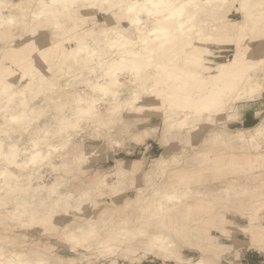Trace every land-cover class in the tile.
<instances>
[{"label":"rangeland","instance_id":"obj_1","mask_svg":"<svg viewBox=\"0 0 264 264\" xmlns=\"http://www.w3.org/2000/svg\"><path fill=\"white\" fill-rule=\"evenodd\" d=\"M38 1L1 0L0 16L28 15L37 10ZM261 2L255 21L239 5L229 14L233 28L239 24L257 47L264 43V0ZM74 9L73 17H65L59 25L30 20L28 30L24 23L0 35V66L8 68L0 74V102L17 92L0 108L1 144L5 150L17 145L19 162L25 161L24 152L31 149L32 140L40 141L44 152L45 144L63 146L48 160L25 168L9 167L0 159V172L5 168L13 172L7 179L12 189L0 194L1 263L16 253L30 264H56L58 260L88 264L89 258L95 264H175L177 256L186 264L201 259L208 264L221 259L264 264V212L255 216L249 210L253 201L264 198V167H219L234 154H264V129L258 114L264 95V66L249 69L245 82L238 86L239 93L255 82L263 88L221 110L175 107L174 100L159 97L161 77H156L152 67L147 68L146 78L121 73L119 85L112 88L118 93L116 101L112 94L104 95L93 86H109L107 67L121 54L109 46V40L115 38L113 30L129 31L130 23L119 17L109 20L106 6L97 11L79 3ZM78 18L79 27L61 39L59 30ZM206 19L210 21L206 15L200 16L202 22ZM33 24L35 38L29 32ZM236 33L230 32L229 39L214 36L213 41H202L203 55L214 64L232 60L237 50L232 34L240 38ZM75 36L83 37L81 44L94 49L95 57L69 53V48L79 45ZM31 40L36 51L18 54L30 72L22 78L21 62L11 64L2 56L12 52L14 44ZM136 45L130 48L141 51L140 43ZM44 48L50 49L44 55L49 61L42 63L39 56ZM172 48L178 50L176 55L172 53L180 62L177 64L188 67L181 49ZM166 49L164 53L172 55L171 48ZM255 50L247 43L242 61L260 58ZM152 88L154 96L149 92ZM92 100L96 109L74 125L76 113L86 108L83 102ZM244 113L246 117L232 123ZM11 115H22L23 121L11 123L7 120ZM191 172L194 175L188 185L177 184ZM172 185L179 192L188 188L190 202L160 217L157 204L165 192L173 191ZM168 225L172 232L167 231ZM157 235L173 243L169 253L154 249Z\"/></svg>","mask_w":264,"mask_h":264},{"label":"bare ground","instance_id":"obj_2","mask_svg":"<svg viewBox=\"0 0 264 264\" xmlns=\"http://www.w3.org/2000/svg\"><path fill=\"white\" fill-rule=\"evenodd\" d=\"M38 2H39V6L37 7V10L31 12L28 15H24L25 14L24 13L21 14L20 16L13 15L12 17L9 18H3V16H0V35H3L5 32H8L12 26L16 27L17 25L19 26L25 23L23 27L26 28V26L29 25L28 22L30 20L44 21L46 24L52 23L55 25H59V23L64 21L63 19L65 17H70V18L73 17V14L75 13V9H74L75 5L79 3H82V5L89 10L103 9V7L106 6L108 8L106 13L109 16V20L112 21L115 17H120L122 15L127 14L126 10L122 11L121 8L116 7V5L136 2V0H39ZM177 2L179 4L187 5L188 7L185 9L184 15L182 17L177 18L174 25L172 26L171 31L162 39L158 38L155 35H148L147 33H145L143 36L137 34L136 35L137 37H135V39L133 40L131 38L132 33L130 32V34H128L129 31L127 29L125 30L122 29V31L113 30L115 34V38L109 40V46L111 48L119 50V52L121 53L120 59L115 60L107 67L106 76L109 79L108 82L109 86L107 87L101 84H96L93 86L95 91L101 92L104 95L112 94L116 98V101H118V93L116 91H113L112 88L117 87V85H119L120 82L119 81L114 82L115 74H109V69L113 68L114 66L120 67L122 69H125L126 72L129 74V76L138 79V78H146L147 68L152 67L157 72V75L155 74L156 77L157 76L161 77L160 82L163 88L158 90L159 97H162L164 95L167 98V100L168 99L174 100L175 107L185 106L183 108H192L193 111H200L202 109L203 110L208 109L214 111V110L224 109L227 103H232L238 98L241 99L243 97H247V98L253 97L256 94V90L263 88L261 84H256L255 82L252 86H248L244 90V93H239L238 86H242L243 83L245 82L244 74L245 73L247 74V71L249 69H253L259 65L261 66L260 63L261 57L258 58L257 60H252L250 62H243L241 55L245 45L249 42H251V45H254L256 47L255 52L260 54L261 51L264 50V43L262 44L261 47L260 46L257 47L251 40H249V37L243 33L242 27H240L239 24L237 25L236 28H233L235 25L233 24L234 22L231 23L232 21L229 18V14L231 13V9L233 7L237 8V6L239 5L240 10H243L247 16L251 17L252 20L255 21V19L257 20V18H255V12L260 11L261 4L259 3H262L261 0H177ZM1 3L2 2L0 0V5ZM202 15H206L208 18H210L209 19L210 21L206 19L205 22L204 21L202 22L200 20V16ZM126 20L127 19H125V21ZM80 21L81 20L78 18V20L76 19L74 21L73 25L69 27L61 28V30H59L58 32L60 38L63 40L66 39L67 38L66 34L72 33V31L76 30L79 27L78 24ZM218 21L221 25L217 26ZM206 26L209 27L211 31H209L206 28ZM3 27H5V30H3ZM132 27L133 26L130 25L129 28ZM26 29L28 30V28ZM36 31L37 28L34 24L29 27V32H31L30 34L32 38L36 37ZM232 31H236L237 32L236 34H239L240 37V38H236L237 35L235 36L234 34H232V37L234 38V42H236L235 44L237 45V50L232 60L214 64V62L211 59H208L203 55L205 54V52H204V47L202 48V41L209 39L213 41L214 36H217V38L218 36H220L219 39H221L222 37L224 39H227L230 36L229 33ZM6 35L9 34L7 33ZM87 35L88 33L85 34V37ZM82 38L83 37H79V36H75L73 38V40L77 41L79 45L75 48L73 47L69 48V50H71V52L69 53L80 54L84 52L85 54H87L89 57L92 58L94 56L93 53H95L96 51L90 48L89 50L86 45L81 44ZM68 39L70 41L72 40L71 38ZM254 42L256 43L260 41L256 40ZM137 43L138 44L140 43L142 47L141 51H133L130 48L135 46ZM174 46H177L179 50L181 49V52L184 53L185 64L188 67L179 66L177 64L180 62H178L176 58H174L173 56V54L176 55L178 52L177 49L172 48ZM81 48L83 50H80ZM166 48L168 49L171 48L172 51L168 50V53L170 51L171 53L169 54L172 53L173 54L172 55H168L167 53L165 54L164 51ZM27 49H32V50L37 49L36 44L33 43V40H31L30 43L28 44H23V43L14 44L13 51L12 52L7 51L5 54H3L2 59L5 61L7 60L11 61V64L19 63L21 62V59L18 58V54L25 53ZM178 56L181 57L180 55ZM39 57L42 63L49 61V58H46L41 55ZM158 57L161 58L157 59ZM19 65H20L19 68L22 71H24L22 74V78H25L27 75L30 74V72H27L26 64H24V62H21V64L19 63ZM6 69H8L6 66H0L1 76L6 73ZM44 76H42L44 82L47 83L48 78ZM27 83L29 84V82ZM8 85L10 84H7V87ZM148 88L149 87H147V89ZM155 88H152V90L149 91L152 94L151 96H154L153 91ZM79 94L80 93H78V95ZM16 95H17L16 91L8 94L7 99H5L3 102H0V108L6 107L7 104ZM83 103H86V108H81L76 113L75 115L76 123L74 125L80 122L81 119L87 118L89 115H91L93 110L96 109L95 100H92L90 102L85 101ZM116 108L118 107L116 106L114 111L117 110ZM23 110H24V106H23ZM23 118L24 116L22 115H11L7 120H9L11 123H16V122L18 123L21 122V120L23 121ZM1 143L2 141L0 142V159L1 158L4 159V162L9 167L20 168L18 165H23L25 161L23 162L18 161L20 154V151L18 150L19 149L18 146L12 144L9 146L8 150H5L3 144ZM45 145H46L45 147L46 152H44L39 145L37 146L32 144L31 149L33 147H37L38 151L42 152L44 156H48L49 153H51L52 155L53 153L63 149V146L60 147L58 144L56 145L45 144ZM24 154H26V150ZM243 166H247L251 170H261L264 167V154L259 152L254 154H246V153L234 154L229 161L219 164V167L222 168L232 167L235 169H239L242 168ZM9 174L11 175L13 174V172L9 171L8 168H5L0 172V179H3L2 182H0V184L2 187H4L0 189V194L9 189H12V187H10L7 182V179L9 178ZM193 175L194 173L192 172L185 173L180 178L179 182H177V184L188 185V183L192 181ZM172 189H173L172 192H165L163 197L160 199L159 204H157L158 205L157 211L160 217L169 216V214L172 213L173 209L177 208V206L179 205L183 207L189 201V199H187L188 188L179 192V190H177V187L172 185ZM249 210H253L255 216L259 215L260 213H263L264 198L253 201L250 204ZM240 228L241 231L246 229L242 227ZM166 229L168 232H172V228L170 225H168ZM246 230L248 231V229ZM153 247L154 249L160 252L169 253L170 248L173 247V243L167 237L162 235H157L154 236L153 238ZM38 263L42 264V261H38ZM0 264H30V263L26 262L21 255L14 253L10 258L6 259L4 263H1L0 261ZM195 264H208V263L205 262V260L201 259L196 261Z\"/></svg>","mask_w":264,"mask_h":264},{"label":"snow or ice","instance_id":"obj_3","mask_svg":"<svg viewBox=\"0 0 264 264\" xmlns=\"http://www.w3.org/2000/svg\"><path fill=\"white\" fill-rule=\"evenodd\" d=\"M116 7L121 10H126V15H122L119 19H127L133 27L129 29L132 33V39L134 40L136 35L143 36L145 33L148 35H155L158 38H164L172 29L175 21L178 17L184 15L187 5L179 4L177 0H136L127 4H119ZM50 49L44 48L40 50V55L44 56ZM80 50H83L82 48ZM34 51H36L34 49ZM95 55V53H93ZM261 65H264V50L260 53ZM49 71H52L49 68ZM126 72L125 69L114 66L109 69V74H115V81L118 82L120 74ZM54 83V81H53ZM262 103L259 107L258 114L261 118V128L264 129V95L261 97ZM30 143L39 145L40 141L32 140ZM51 153L48 156H44L42 152L38 151L37 147H33L31 150L26 149L25 163L18 165L19 167H27L29 164L37 165L44 160H48ZM77 159H79V153L77 151ZM56 264H84L83 261L70 262L64 260H58ZM88 264H95V261L89 258ZM109 264H115V262H109ZM175 264H186V262L180 257L175 258ZM212 264H236L232 259L214 260Z\"/></svg>","mask_w":264,"mask_h":264},{"label":"crops","instance_id":"obj_4","mask_svg":"<svg viewBox=\"0 0 264 264\" xmlns=\"http://www.w3.org/2000/svg\"><path fill=\"white\" fill-rule=\"evenodd\" d=\"M260 100H261V99H260ZM260 100H259V101H260ZM260 103H262V102H260ZM255 105H256V104H255ZM245 115H246V113H244V114L242 115V118H240V119H238V120H233L232 123H233V122H236V121H239V120H241V119H243L244 117H246ZM255 115H258V114H255ZM230 124H231V123H230ZM254 129H256V128H254ZM254 129H253V130H254ZM253 130H252V131H253ZM248 263H249V264H252L253 262H252V263H251V262H248Z\"/></svg>","mask_w":264,"mask_h":264}]
</instances>
